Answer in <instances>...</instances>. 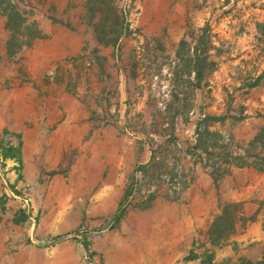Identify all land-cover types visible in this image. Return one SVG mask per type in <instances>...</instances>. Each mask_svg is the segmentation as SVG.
Listing matches in <instances>:
<instances>
[{
  "label": "rangeland",
  "instance_id": "374dc122",
  "mask_svg": "<svg viewBox=\"0 0 264 264\" xmlns=\"http://www.w3.org/2000/svg\"><path fill=\"white\" fill-rule=\"evenodd\" d=\"M85 1L36 2L40 35L21 47L0 15V139L19 133L23 158L22 196L6 188L13 162L0 168V264H256L264 0H121L132 32L117 47L97 40ZM201 30L212 46L193 94L176 53ZM204 128L219 134L208 153Z\"/></svg>",
  "mask_w": 264,
  "mask_h": 264
},
{
  "label": "trees",
  "instance_id": "16d2710c",
  "mask_svg": "<svg viewBox=\"0 0 264 264\" xmlns=\"http://www.w3.org/2000/svg\"><path fill=\"white\" fill-rule=\"evenodd\" d=\"M40 0H0V15L6 16V27L10 32V40L14 41L19 36L25 37L24 41L18 46L21 47L25 44H29L32 39L40 35V29L38 28L37 21L32 20L28 23V20L40 13L37 8L36 2ZM130 3L135 0H127ZM85 7L89 16V23L92 26L93 32L97 40L105 46H119L121 40L130 35L132 30L130 27V20L128 17V11L121 5V0H86ZM98 15V19L95 20ZM192 44L188 43L184 36L179 44V48L176 53V58L179 64L186 69L187 81L192 88V93L197 89L202 88L203 80L205 79V70L208 64V52L211 49V42L209 36L205 35L204 31L200 33L192 31ZM212 64H214L212 62ZM260 77L255 81L248 83V87H252L258 84ZM176 117V116H175ZM222 117L213 118L212 116H206L203 120L221 119ZM198 128V127H197ZM207 136L201 137L197 140V147L202 151L208 153L210 144L209 135L216 137L219 134L209 131L204 128ZM202 134V133H201ZM17 141L9 139H0V168L5 172L9 161L13 162L12 169L16 172L17 177L14 182L7 181L6 188L13 192L15 195H21L22 192L16 188V184L22 180V141L19 133H15ZM260 143L264 145V132L260 131L252 139L251 144ZM241 157H233L231 162L238 166H243L245 161H241ZM8 195L3 193L0 197L1 208L7 202ZM124 208L121 205L118 207L114 217V221L118 222L123 215ZM26 210L21 209L10 220L13 225H19L23 223L27 218ZM223 219L219 216V219ZM226 221L227 217L224 218ZM218 221V219L216 220ZM215 221V222H216ZM65 238V235H56L51 239L41 241L39 244L42 246H48L53 243H57ZM85 249H88V244L83 241ZM256 264H264V253L261 259Z\"/></svg>",
  "mask_w": 264,
  "mask_h": 264
}]
</instances>
